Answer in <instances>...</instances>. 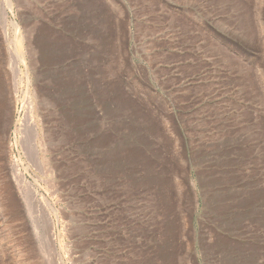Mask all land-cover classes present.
<instances>
[{"label": "rangeland", "instance_id": "obj_1", "mask_svg": "<svg viewBox=\"0 0 264 264\" xmlns=\"http://www.w3.org/2000/svg\"><path fill=\"white\" fill-rule=\"evenodd\" d=\"M0 264H264V0H0Z\"/></svg>", "mask_w": 264, "mask_h": 264}, {"label": "bare ground", "instance_id": "obj_2", "mask_svg": "<svg viewBox=\"0 0 264 264\" xmlns=\"http://www.w3.org/2000/svg\"><path fill=\"white\" fill-rule=\"evenodd\" d=\"M13 25L15 26V27H17V29H19V25L16 23V22H13ZM26 42V43H25ZM24 42V39H22L20 36H19V38H18V45H17V47H18V53H19V58H20V61H21V63L25 66V67H28L27 66V56H26V54L27 53H31V45H30V39L29 38H27V40ZM26 44V45H25ZM33 109V108H32ZM30 110V112L31 113H29V121H30V123H31V126H32V128H33V132H34V136H36V134H37V136L39 135V132H41V125H40V123H41V121H40V118H38V120L37 119H35V116L34 115H32V113H33V110ZM40 130V131H39ZM38 143V142H37ZM23 177V175H20V177H19V180H21V181H19V184H21V182H25V179H24V177ZM23 180V181H22ZM33 183L31 182H28V186H29V190H30V188H31V185H32ZM20 187H21V189H22V191H23V193H24V195H25V193H26V196H27V194H28V192L29 191H26L25 190V188H24V186H22V185H20ZM32 189V188H31ZM34 192V191H33ZM25 196V198H26V200L28 201V199H27V197Z\"/></svg>", "mask_w": 264, "mask_h": 264}]
</instances>
